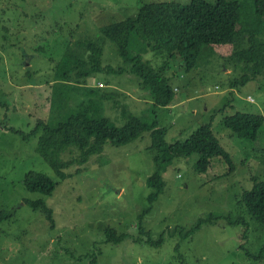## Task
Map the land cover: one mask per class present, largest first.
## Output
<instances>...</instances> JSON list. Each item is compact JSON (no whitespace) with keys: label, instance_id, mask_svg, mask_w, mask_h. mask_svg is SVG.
Returning <instances> with one entry per match:
<instances>
[{"label":"rangeland","instance_id":"rangeland-1","mask_svg":"<svg viewBox=\"0 0 264 264\" xmlns=\"http://www.w3.org/2000/svg\"><path fill=\"white\" fill-rule=\"evenodd\" d=\"M206 1L214 5L217 0ZM142 2L0 0V215L12 213L9 219L0 217V264H264V227L248 215V230L223 221L204 225L191 238L171 235L175 228L190 231L209 215L236 217L237 201L253 188V179L264 181V126L253 143L239 139L223 123L237 112L264 115L263 35L252 46L247 40L237 48L214 46L213 54L206 52L189 72L180 59L171 60L164 52L144 54L177 92L175 104L155 110L116 47L104 45L102 65L122 67L124 73L97 74L87 85L99 88L102 82L104 92L114 94L104 101V116L116 126L124 124L125 106L147 122L157 120L171 144L209 123L215 111L233 106L215 115L213 131L231 154L235 171L229 173L221 158L213 159L204 174L197 172L199 155L174 160L163 173L165 191L143 222L148 233L144 240L164 235L159 246L138 241L139 216L150 207L147 181L155 172L150 133L121 147L106 143L79 172L75 165L67 169L73 175L65 181L37 153L38 139L24 138L51 115L52 84L59 81L55 68L68 47L99 39L102 27L135 17ZM242 3L249 8L252 0ZM77 156L73 150L63 158ZM31 171L59 183L53 196L26 189L24 180ZM40 199L53 211V228L43 211L28 205ZM108 228L127 239L106 242Z\"/></svg>","mask_w":264,"mask_h":264},{"label":"trees","instance_id":"trees-1","mask_svg":"<svg viewBox=\"0 0 264 264\" xmlns=\"http://www.w3.org/2000/svg\"><path fill=\"white\" fill-rule=\"evenodd\" d=\"M142 1L135 17L102 27L97 40L80 41L75 48L68 47L55 68L59 81L52 84L51 115L46 121L39 120L24 138L38 139L37 153L52 172L65 181L73 175L67 174V169L75 165L79 172L91 157L103 152L106 143L121 147L141 138L144 133H150L152 145L149 150L153 154L155 172L147 181L152 190L148 198L150 207L139 216L138 241L159 246L164 242V235L157 241L144 240L148 233L143 222L164 193L166 184L163 173L174 160L199 155L197 172L204 174L211 167L213 159L221 158L229 165V173L235 171L231 154L221 146L213 131L215 115L232 108V103L215 111L211 121L200 126L187 139L169 144L166 141L167 130L160 128L157 120L147 122L125 106L122 107L124 124L116 126L104 116V101L113 98L114 94L104 92L103 88L88 86L87 80L104 72L124 73L122 67L114 69L102 65L104 45L109 42L116 47L124 64L130 65V73L139 79L140 88L152 100L153 110L171 107L177 100L175 88L170 85L162 69H156L144 59V54L150 51L164 52L171 60L180 59L189 72L206 52L213 54L214 46L232 45L237 48L244 46L246 40L251 46L257 44L259 36L264 37V0H252L249 8L244 7L242 0H217L214 5L206 0H192L187 5L175 1ZM242 22L243 26L239 28ZM72 100H75L73 104ZM223 123L239 139L254 143L258 141L264 126V115L237 112L225 117ZM73 150H77L78 156L70 161L64 160V154ZM253 181V188L244 192L237 201L236 217L209 215L201 218L190 231L175 228L171 235L179 233L184 238H191L204 225H217L223 221L229 226H245L244 229L248 230L245 215L264 227V181L257 178ZM24 185L29 192L51 197L59 183L46 173L31 171L26 175ZM28 205L35 211H43L52 228L55 226L53 211L43 199L28 202ZM11 214L2 213L0 217L9 219ZM105 233L108 243L119 244L127 239V235L119 234L113 228L106 229ZM176 250L178 257L182 258L179 245Z\"/></svg>","mask_w":264,"mask_h":264},{"label":"built area","instance_id":"built-area-1","mask_svg":"<svg viewBox=\"0 0 264 264\" xmlns=\"http://www.w3.org/2000/svg\"><path fill=\"white\" fill-rule=\"evenodd\" d=\"M98 86H99V88L101 87H104L105 85H104V83H102V82H100L99 84H98Z\"/></svg>","mask_w":264,"mask_h":264}]
</instances>
